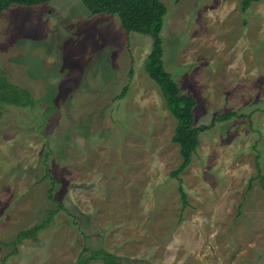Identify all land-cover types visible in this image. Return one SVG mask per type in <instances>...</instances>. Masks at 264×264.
<instances>
[{
    "label": "rangeland",
    "instance_id": "1",
    "mask_svg": "<svg viewBox=\"0 0 264 264\" xmlns=\"http://www.w3.org/2000/svg\"><path fill=\"white\" fill-rule=\"evenodd\" d=\"M161 1L163 62L196 98V126L244 117L201 135L180 175L186 207L171 176L178 121L145 71L151 38L81 0L13 5L0 69L35 105H0V264H78L102 249L122 264H264V0L247 12ZM52 211L37 239L15 242Z\"/></svg>",
    "mask_w": 264,
    "mask_h": 264
},
{
    "label": "trees",
    "instance_id": "2",
    "mask_svg": "<svg viewBox=\"0 0 264 264\" xmlns=\"http://www.w3.org/2000/svg\"><path fill=\"white\" fill-rule=\"evenodd\" d=\"M81 1L93 15H117L121 25L128 33H138L151 38L152 50L145 62V71L162 91L168 110L178 121L172 141L180 146L181 164L171 173V176L180 182L179 193L183 204L187 207L188 196L181 184L180 175L192 164L193 158L200 147L201 135L211 130L217 123L228 122L233 118H243L244 115L236 112H227L214 118L210 125L196 126V98L182 93L173 76L166 70L163 62L164 48L162 30L167 8L161 0ZM259 1L261 0H242V10L247 12L253 3ZM47 2L49 0H0V15L13 5L33 7L46 4ZM129 88V85L124 88L119 97L120 99H124L127 96ZM0 105H14L19 107L35 105L31 93L27 89L10 83L2 69H0ZM258 174L261 188L264 190V176L259 165ZM49 197L58 203L53 196L52 190H50ZM59 206L60 209H63L62 205L59 204ZM56 214L57 211L50 212V216L46 221L38 227L21 232L15 242L19 244L24 238L37 239L38 233L48 228V225L52 222ZM85 251L88 250L85 249ZM93 260H101L103 264H122L119 257L103 249L93 253L89 258L81 255L78 264H89Z\"/></svg>",
    "mask_w": 264,
    "mask_h": 264
}]
</instances>
